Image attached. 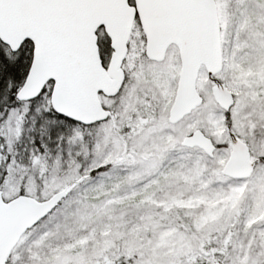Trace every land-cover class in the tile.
I'll return each mask as SVG.
<instances>
[{
  "label": "snow or ice",
  "instance_id": "obj_1",
  "mask_svg": "<svg viewBox=\"0 0 264 264\" xmlns=\"http://www.w3.org/2000/svg\"><path fill=\"white\" fill-rule=\"evenodd\" d=\"M0 264H264V0H0Z\"/></svg>",
  "mask_w": 264,
  "mask_h": 264
}]
</instances>
